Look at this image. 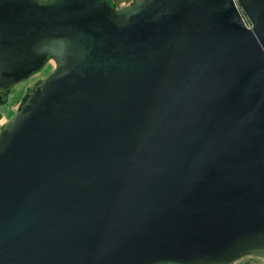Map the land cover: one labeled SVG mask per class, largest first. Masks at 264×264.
<instances>
[{
    "label": "water",
    "instance_id": "1",
    "mask_svg": "<svg viewBox=\"0 0 264 264\" xmlns=\"http://www.w3.org/2000/svg\"><path fill=\"white\" fill-rule=\"evenodd\" d=\"M49 59L0 130V264L264 260V0H0V89Z\"/></svg>",
    "mask_w": 264,
    "mask_h": 264
},
{
    "label": "crops",
    "instance_id": "2",
    "mask_svg": "<svg viewBox=\"0 0 264 264\" xmlns=\"http://www.w3.org/2000/svg\"><path fill=\"white\" fill-rule=\"evenodd\" d=\"M114 7L125 5L128 0H111ZM40 72L36 71L26 79L11 85L0 102V130L5 127L12 116L16 113L24 94L36 85L41 78ZM229 264H264V260L258 256L245 255Z\"/></svg>",
    "mask_w": 264,
    "mask_h": 264
},
{
    "label": "rangeland",
    "instance_id": "3",
    "mask_svg": "<svg viewBox=\"0 0 264 264\" xmlns=\"http://www.w3.org/2000/svg\"><path fill=\"white\" fill-rule=\"evenodd\" d=\"M110 2V4L112 5L111 0H108ZM56 65V63L50 59L48 60L39 70L38 72H40V75L42 76L37 82L36 85L39 84L41 82V80L48 74L51 72V70L54 68V66ZM2 93V90L0 89V95Z\"/></svg>",
    "mask_w": 264,
    "mask_h": 264
},
{
    "label": "trees",
    "instance_id": "4",
    "mask_svg": "<svg viewBox=\"0 0 264 264\" xmlns=\"http://www.w3.org/2000/svg\"><path fill=\"white\" fill-rule=\"evenodd\" d=\"M39 84H40V83H39ZM39 84H37V85H39ZM37 85H35V86L32 87L31 89H29V90L24 94V96H23V98H22V101H21L20 105L26 100V98L28 97V95L30 94V92H31V91H32ZM7 91H8V89L2 91L0 102L3 101L4 96H5V94L7 93ZM20 105H19V107H20ZM19 107H18V108H19Z\"/></svg>",
    "mask_w": 264,
    "mask_h": 264
},
{
    "label": "built area",
    "instance_id": "5",
    "mask_svg": "<svg viewBox=\"0 0 264 264\" xmlns=\"http://www.w3.org/2000/svg\"><path fill=\"white\" fill-rule=\"evenodd\" d=\"M130 0H128V2H129ZM127 2V3H128ZM126 3V4H127ZM235 6H236V8L238 9V11H239V13H240V15H241V18H242V20H243V22H244V24H245V26L246 27H248L249 26V24H248V22H247V20H246V18L244 17V15L242 14V12L239 10V8H238V6H237V4L235 3ZM50 60V59H49Z\"/></svg>",
    "mask_w": 264,
    "mask_h": 264
}]
</instances>
